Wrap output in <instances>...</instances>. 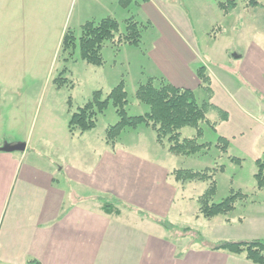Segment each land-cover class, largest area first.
Returning a JSON list of instances; mask_svg holds the SVG:
<instances>
[{
  "label": "crops",
  "instance_id": "1",
  "mask_svg": "<svg viewBox=\"0 0 264 264\" xmlns=\"http://www.w3.org/2000/svg\"><path fill=\"white\" fill-rule=\"evenodd\" d=\"M117 1L127 9L135 0L126 5L124 0H10V10L11 16H21L24 24H41L36 25L38 31H56L60 45L74 2L72 16L81 28L88 21L113 17ZM1 2L3 7L6 1ZM186 2L190 1L135 2L143 11V24L158 32L148 54H143L152 65L145 74L192 90L225 112L226 120L217 110L208 113L218 137L229 139L230 146L235 144L236 152L243 153L235 157L261 159L264 32L255 30L250 37H243V24L237 19L224 29L218 23L210 24L218 36L232 35L234 39L216 57L201 50ZM216 5L220 10L217 1ZM236 10L220 11L232 18ZM196 11L194 14L201 16V9ZM218 36L210 40L216 43ZM200 67H205L212 79L211 94L200 85ZM6 144L0 143V264L31 260L40 264H255L244 255L214 251L213 247L186 245L179 250L158 222L173 208L179 186H163L168 176L174 178L172 173H164L146 153H132L118 145L113 150L107 145L91 156L71 153V160L59 161L28 143L24 152H3ZM16 144L19 141L9 143ZM106 203L113 205V212L104 209ZM153 223V231L160 232L148 233Z\"/></svg>",
  "mask_w": 264,
  "mask_h": 264
},
{
  "label": "rangeland",
  "instance_id": "2",
  "mask_svg": "<svg viewBox=\"0 0 264 264\" xmlns=\"http://www.w3.org/2000/svg\"><path fill=\"white\" fill-rule=\"evenodd\" d=\"M5 1L2 7L0 0V143L9 144L14 140L28 143L42 155L56 157L59 161L71 160V153L91 156L93 151L107 146L106 131L119 120L115 108L110 104L108 110L99 115L97 127L83 136H72L69 133L70 115L88 103L94 92L100 90L106 97L123 79L128 92V114L141 116L148 112V106L137 100L136 91L140 83L147 81L145 72L152 68L148 57L144 58L143 54H148L151 43L158 36L155 28L149 29L144 24L146 27L142 32L140 45H124L119 53L108 42L102 50L104 65L93 66L83 61L80 55L78 39L81 28L75 22V15L72 16L75 2L67 16L64 35L72 32L77 41L74 48L67 49L62 42L57 44L56 31H38L36 25L41 24L31 22L27 25L22 23L21 16H11L10 0ZM142 1L135 0L127 9L116 2L112 15L119 21L122 30L125 20L131 17L144 23L143 11L135 3ZM189 1L186 4L190 7V17L200 48L213 52L216 57L221 48L225 44H233L231 41L234 39L232 35L218 36L217 30L209 26L218 23V27L224 29L237 19V22L241 21L243 24V37H250L256 31L264 32V0H260L257 8L248 7V0H235L237 10L232 18L225 17L217 8V0ZM200 9L201 16L194 14ZM215 35L218 36L216 43L210 40ZM236 40H239L238 37ZM196 98L199 103L204 100L200 94ZM215 116L219 117L218 114H213L212 117ZM203 129L204 136L199 142L215 145L218 138L216 132L205 124ZM195 132L192 128H185L182 136L190 138ZM117 145L118 149L132 153H146L145 157H149L164 173H172L177 169L214 170L223 165L224 172H217L215 176L217 192L214 202H222L230 195L231 190L241 191L246 195L244 200L237 201L234 211L206 219L200 214L198 198L209 184L182 183L168 176V181H164L163 186H179V193L173 208L164 218L173 228L163 227L179 250L186 245L211 248L220 241H264V189H258L254 178L258 170L256 164L258 160L264 161V154L261 159L246 156L241 165L234 164L229 156L242 157L243 153L236 152V145L232 143L228 154L220 153L214 146L207 155L176 156L160 146L154 131L144 126L137 130H125ZM259 146L262 144H258ZM54 150H62V153H55ZM29 156L34 158L33 153H29ZM148 222L152 223L150 219ZM151 226L153 227L148 229V233L154 230L155 224ZM164 228L161 229L162 232Z\"/></svg>",
  "mask_w": 264,
  "mask_h": 264
},
{
  "label": "trees",
  "instance_id": "3",
  "mask_svg": "<svg viewBox=\"0 0 264 264\" xmlns=\"http://www.w3.org/2000/svg\"><path fill=\"white\" fill-rule=\"evenodd\" d=\"M129 1L124 0L123 2L126 5ZM247 3L248 7L255 8L260 5V0H248ZM217 4L224 13H229L237 6L235 0H217ZM124 24L125 27L122 30L121 24L114 17H106L98 22H86L81 27V35L78 39L82 60L93 66L104 65L102 50L108 42L117 53L121 51L124 45L139 46L142 42L143 29L146 26L134 17L125 20ZM76 41V36L72 32H67L62 45L67 49L74 48ZM197 77L201 87L211 94L212 79L205 67H200L197 70ZM136 98L141 104L148 106L149 110L144 115L130 116L128 114L126 110L129 104L128 92L124 79L106 97L100 90L94 92L88 103L79 108L77 112L71 113L68 123L69 133L75 136L94 130L97 127L99 115L104 114L112 104L119 120L107 129L106 144L113 150L125 130H137L144 126L154 131L156 141L160 146L167 148L171 154L176 156L207 155L214 146L222 154L229 153L230 141L227 138L218 137L215 145L210 142H199L204 136V124L216 132V124L208 118L209 111L217 110L223 120H226L228 116L208 100L199 103L192 90L175 87L164 77H148L145 83L139 84ZM185 128L194 129L195 135L190 138L183 137L182 130ZM229 160L237 165H241L243 162V159L235 156H229ZM220 167V169L206 168L200 171L177 169L172 172V176L177 182H205L209 184L207 190L198 198L200 214L206 219L234 211L237 201L246 198V195L241 191L231 190L230 195L222 202H214L217 192L215 176L217 172H224L225 170V166L220 165ZM256 167L258 170L254 178L258 189L262 190L264 189V161L258 160ZM112 206L106 203L104 209L113 212L110 210ZM158 222L166 228H173L168 222L163 220H158ZM212 249L244 255L247 260L255 264H264V241L262 240L222 241ZM27 264L40 263L31 260Z\"/></svg>",
  "mask_w": 264,
  "mask_h": 264
},
{
  "label": "water",
  "instance_id": "4",
  "mask_svg": "<svg viewBox=\"0 0 264 264\" xmlns=\"http://www.w3.org/2000/svg\"><path fill=\"white\" fill-rule=\"evenodd\" d=\"M26 149V145L23 144V143H19V144H16V145H9V144H6L1 150L3 152H24Z\"/></svg>",
  "mask_w": 264,
  "mask_h": 264
}]
</instances>
